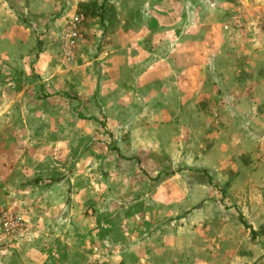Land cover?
<instances>
[{"label": "crops", "instance_id": "crops-1", "mask_svg": "<svg viewBox=\"0 0 264 264\" xmlns=\"http://www.w3.org/2000/svg\"><path fill=\"white\" fill-rule=\"evenodd\" d=\"M81 3L105 12L70 67ZM262 17L264 0H0V213L25 222L0 264H264ZM102 155L124 186H102ZM118 195L125 237L86 214Z\"/></svg>", "mask_w": 264, "mask_h": 264}, {"label": "rangeland", "instance_id": "rangeland-1", "mask_svg": "<svg viewBox=\"0 0 264 264\" xmlns=\"http://www.w3.org/2000/svg\"><path fill=\"white\" fill-rule=\"evenodd\" d=\"M75 57H76V54L73 56V59L70 58V57H67L66 58L67 61L64 60L66 62L65 64H67L70 67L73 66L76 63V58ZM69 59H72V60H69ZM76 77L74 78V82L75 83L77 81ZM68 100H69L70 104H74V105L77 104L78 98L76 96V93H73V94L71 93L69 95V97H68ZM70 110H71L70 113H72V115H75L78 112L76 107H72ZM88 130L90 132L93 131L92 127L87 125L85 131H88ZM90 143L91 142H89V143L85 142V144H86L85 147L88 146ZM106 144H109V143H106ZM60 153H62V152H60ZM59 155L54 157L55 158L54 161L58 160L60 162H64L65 158H63V157H61ZM107 159L108 158L103 157V155L100 157V159L98 158V160L101 161L100 162V164H101V168L100 169H101V184H102V186H105V187L108 188V186L112 185V183H114V182H117L118 186H120V184H121V186H124L125 185L124 177L126 176L124 174L118 175V173L116 172L117 174L116 173L113 174V179L109 180V174L104 172V162ZM75 161H76V155L73 154V153L72 154L70 153L69 156H68V162H69L70 166H73ZM58 164L61 165V163H58ZM85 164L88 165V162H86ZM117 168H120V167L118 166ZM83 182L86 183L85 181H83ZM156 183H157V179L149 182L148 185H146V186H148L147 187V193L148 194H152L154 192ZM136 184H137V186H139L140 184H142V182L137 179L136 180ZM117 189H119V188H117ZM138 192H140V191H138ZM132 194H135V193H132ZM138 194H136L135 196H137ZM118 196H120V198L117 199L118 203L117 204L113 203V205L108 203V202H106V198L108 196L107 197H101V199L98 198V200L95 202V204L90 203L88 206H86V214L90 213V214H87L88 217H93V215H96V217L98 216L97 220L100 221V224L106 225L107 228L110 226V225H108V223L115 222L117 224V228L119 229L121 235L124 236L127 233L128 229H129V224L131 222L128 219V217L130 215V206H127L124 203L126 198H123V195H118ZM128 200H130V199H128ZM3 211H9V210L4 208V210H2V212ZM10 212H13V211H10ZM1 213H0V215H1ZM137 217L139 218V216L134 217V223H136V225L139 226V228H140L141 224L146 223L147 227L146 226L145 227L148 230L151 229V223L150 222H148L146 220L145 221L144 220H140V218L138 219ZM126 218L128 219V221L126 220ZM24 225H25V222H24ZM23 228H24V226H23ZM261 230H262V228L259 231H261ZM0 231H2L1 230V225H0ZM250 238H251V236H250ZM256 239H255V241H256ZM261 243L264 244V238H262ZM92 249H93V247H92ZM92 251L93 252L91 253V257H93V260H92L93 262L91 264H100L98 259H97L98 257L96 255L98 253L94 249Z\"/></svg>", "mask_w": 264, "mask_h": 264}, {"label": "built area", "instance_id": "built-area-1", "mask_svg": "<svg viewBox=\"0 0 264 264\" xmlns=\"http://www.w3.org/2000/svg\"><path fill=\"white\" fill-rule=\"evenodd\" d=\"M82 14H73L65 25V51L69 57L73 58L77 43L82 39V24L84 22ZM243 19L237 16L233 19L234 28L240 29L243 27ZM260 29L264 32V17L259 20ZM226 29V28H225ZM1 232L4 237L13 241L24 226L23 219L10 211H3L0 215Z\"/></svg>", "mask_w": 264, "mask_h": 264}, {"label": "trees", "instance_id": "trees-1", "mask_svg": "<svg viewBox=\"0 0 264 264\" xmlns=\"http://www.w3.org/2000/svg\"><path fill=\"white\" fill-rule=\"evenodd\" d=\"M78 12L81 13L84 16V18H90V19L93 18L94 19L96 17H99V18L103 17L105 11L103 10V8H101L100 12H98L96 5L93 3H88V4L87 3L86 4L81 3L78 6ZM244 228L250 229V227L246 224H244ZM250 236H251V238H250L251 243L254 242L257 237H259V236L263 237L264 236V227H262V230L257 232V233L251 230Z\"/></svg>", "mask_w": 264, "mask_h": 264}]
</instances>
